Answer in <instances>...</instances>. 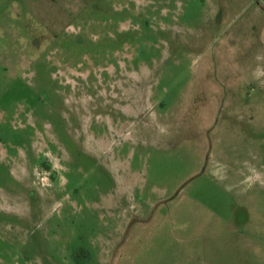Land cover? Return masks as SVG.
<instances>
[{
    "label": "rangeland",
    "instance_id": "374dc122",
    "mask_svg": "<svg viewBox=\"0 0 264 264\" xmlns=\"http://www.w3.org/2000/svg\"><path fill=\"white\" fill-rule=\"evenodd\" d=\"M0 264H264V0H0Z\"/></svg>",
    "mask_w": 264,
    "mask_h": 264
}]
</instances>
